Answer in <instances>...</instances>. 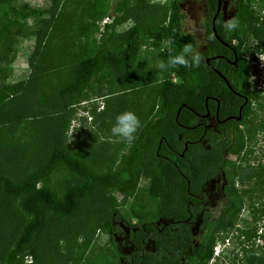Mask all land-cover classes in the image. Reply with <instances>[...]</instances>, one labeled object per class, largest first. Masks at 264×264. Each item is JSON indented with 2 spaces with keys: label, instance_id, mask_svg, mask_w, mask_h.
Segmentation results:
<instances>
[{
  "label": "trees",
  "instance_id": "1",
  "mask_svg": "<svg viewBox=\"0 0 264 264\" xmlns=\"http://www.w3.org/2000/svg\"><path fill=\"white\" fill-rule=\"evenodd\" d=\"M50 1L49 18L34 32L39 50L29 61L27 80L0 83V264H28L29 257L33 258L29 263L36 264L40 254L47 260L60 255L73 264L75 252L82 264H209L212 258L213 264H264V163H248L256 134H264V119L252 109L256 105L264 113V90L256 89L254 66L264 54V0H220V7L225 1L232 5L231 18L239 20V28L232 32L222 26L218 0H204L208 18L202 23L207 44L199 51L202 63L191 69L158 68L149 83H141L146 87L138 101L144 104L146 117L138 139L118 169L103 172L92 164L98 158L86 162L62 147L72 120L68 118L76 111L75 96L83 97L105 69L119 70L122 78L121 70L130 68L142 41L164 44L160 56L165 62L170 40L176 52L188 43L197 48L196 41L183 29L182 0H169L164 25L155 20L156 7L150 9L154 18L144 22L141 14H131L136 7H127L129 0L117 1L113 8L110 0H76L70 14H79L80 26L75 19L55 16L58 6L63 11L67 7L65 0ZM258 4L259 10L254 7ZM112 12H125L123 21L131 19L133 25L109 45L106 37L113 24L104 22L99 32V23ZM17 15L10 0H0V52L10 50ZM59 22L70 32L61 40L69 35L75 42L61 53L60 62L70 65L55 106L65 119L43 124L44 144L37 145L38 129L33 125L38 124L28 118L37 110L34 107L46 106L49 99L39 97V82L49 57L56 54L52 43L56 34L61 36ZM234 57L236 65L231 66L228 60ZM207 111L214 127L208 126L209 118L201 117ZM233 152L237 155L231 160L228 153ZM149 170L152 176H145L147 185L140 188ZM59 172L63 174L56 179ZM215 180L221 181L225 194L218 212L208 208L207 191ZM115 218L123 228L114 225ZM64 219L73 223L60 226ZM97 230L108 236L109 243L93 249ZM118 231L125 236L122 243L117 241ZM44 232L46 237H40ZM217 240H228V246L214 256ZM86 252L90 255L85 258Z\"/></svg>",
  "mask_w": 264,
  "mask_h": 264
},
{
  "label": "rangeland",
  "instance_id": "2",
  "mask_svg": "<svg viewBox=\"0 0 264 264\" xmlns=\"http://www.w3.org/2000/svg\"><path fill=\"white\" fill-rule=\"evenodd\" d=\"M67 2V7L65 10H61L60 6L56 10H54L55 16L59 19H68L70 17L71 21L75 19V22L80 26V22L78 21V16H76V12H72L70 14V8L73 5L72 2L76 0H65ZM112 3V8L116 4L117 1L122 0H110ZM130 3L127 4V7H136V9L131 13L134 15H139L140 20L144 22H149L147 19L155 16V14L150 10L153 7L158 9L154 10L155 12L158 10V15L155 20H159L166 24L169 15V0H129ZM139 1V2H138ZM10 2L14 5L15 11L17 12V18L14 21V24L11 28L10 35V50L0 52V83L5 84H15L18 82H24L27 80L31 68L30 63L32 58L35 57L38 50L35 48L36 46V36L34 32L40 28L41 21L49 18V11H52L50 0H10ZM142 4H141V3ZM136 3L140 4L141 8L138 9ZM229 2L226 1L225 6H229ZM75 5L76 2L74 3ZM149 6H151L149 8ZM260 5H254L255 8H258ZM262 8L260 7V10ZM61 10V11H60ZM78 10V8H77ZM180 10L184 15L183 21V29L186 33L191 34L196 41V46L199 51H203L205 49V30L202 26V23L207 20L208 13L207 8L205 6L204 0H182L180 4ZM259 10V8H258ZM53 13V12H52ZM113 13V12H112ZM166 15V19L164 16ZM128 16L124 13H113V15L109 16L108 19L99 23V32L102 30V25L104 22L108 24H113V28H111L110 32L107 34V43L110 45L111 40L116 39L118 34H122L133 25V20L129 19L123 21L124 18ZM122 20V21H121ZM81 21V20H80ZM87 21L86 17L85 20ZM58 23V28L61 33L59 37L56 34L57 40H54L52 43L53 50L52 52H56L55 60L54 53L50 56V64H46L43 71H41V81L39 85L42 86L39 88L38 93L39 97L44 99L49 98L44 101V104L47 106H37L34 107L37 110L32 111L31 117L28 119L30 121H37L36 125L34 124V130H37V145H43V138L45 134V130H43V124H47L51 122L55 124V121H59L65 119V116H60L62 110L56 109L55 104H59V101L56 100V93L58 91L59 86H61L65 81L64 73L68 72L67 67H69L70 61H66L61 63V58L63 57L61 53H64L65 48H69L72 39H69V35L65 37V39L61 40L64 36L63 33L68 32L66 29L64 30L63 25ZM71 23V22H70ZM64 24V22H63ZM161 24V25H162ZM77 25V26H78ZM68 28L71 26L67 25ZM76 29V26L74 25ZM100 36H97L99 39ZM153 41H142V43L137 48V52L135 53L134 60L130 63V68L124 67L122 71V78L118 75L119 70L109 71L103 70L100 75H98V81H94L91 87L83 92V97L75 96L73 103L76 104V111L73 114L70 120V125L65 132V138L61 141L62 147L72 156L80 157L81 159L86 160V162H93L94 158H98L97 164L92 163L94 166L98 168L99 172L107 171V169L115 170L118 169V166L122 163L124 156L127 155L129 151V146L125 143H118L114 138L111 137V127L115 123V118L117 115L124 111H133L135 112L143 125L146 117L144 104L138 101V96L143 94V89L146 87L141 83L147 82L152 79L153 76L158 72V64L163 61L161 58V54L164 51V44L154 45ZM67 44V46H66ZM64 45V46H63ZM33 60V59H32ZM125 74H129L128 78H123ZM131 74L133 76H131ZM64 77H61V76ZM128 76V75H127ZM157 78H160L157 76ZM173 78V76H172ZM175 79V78H174ZM43 83V84H42ZM131 85V87H128ZM50 96V97H49ZM137 98V101H136ZM70 99V98H69ZM78 103H81L80 106ZM66 103H63V108H65ZM60 106V108L62 107ZM50 107V108H48ZM254 111L258 112L260 118L264 119V113L260 112L256 105L252 106ZM93 112V113H92ZM68 124V120L66 121ZM19 128L23 129V133L27 132L26 128L21 124ZM28 135V134H26ZM25 136L24 139L27 140L29 137ZM256 145L254 146V152L252 159L248 162L251 165L257 166L258 164L264 163V134L258 133L256 134ZM49 145L55 146V142H49ZM236 153H228V157L231 160L236 158ZM122 165V164H121ZM152 171V170H151ZM150 170L146 171L145 175H143L140 181V188L145 187L147 185V179L152 176V172ZM62 172H59L54 177L60 178L62 176ZM147 177L144 178V177ZM75 180V179H74ZM77 183V182H76ZM63 188H65V184H61ZM222 190V183L220 180H215L210 184L208 188V208L212 211L218 212L221 203L225 198V194ZM116 199L120 200L121 196L116 195ZM126 206H122V209H125ZM92 212V211H91ZM247 211L244 210L242 213V217L246 216ZM114 225L118 228H123L122 222L120 219H114ZM53 221L50 222L49 228L52 227ZM57 223V222H56ZM68 223H73L72 221H68V219H64L60 221L59 225H68ZM45 233V232H44ZM41 234L40 237H46L45 234ZM230 234V233H229ZM117 241L118 243H122L121 239L125 236L117 233ZM108 236L104 234L101 230H97L94 233V240L92 243V248L97 249L100 246H106L109 243ZM83 241V237L80 236L79 243ZM57 247V246H56ZM57 250L54 248L53 251ZM78 250V249H76ZM96 254H99L96 251ZM78 252H75V261L77 263L73 264H82L79 260ZM90 253L86 252L85 258L89 256ZM82 258V257H81ZM68 260H70L68 258ZM27 263L30 264L33 261L32 257L27 259ZM30 262V263H29ZM71 261H68L69 264ZM36 264H66L60 255H55L54 258L51 257L50 260L40 254L37 258ZM85 264V263H84ZM229 264V263H228ZM240 264H245L242 262Z\"/></svg>",
  "mask_w": 264,
  "mask_h": 264
},
{
  "label": "clouds",
  "instance_id": "3",
  "mask_svg": "<svg viewBox=\"0 0 264 264\" xmlns=\"http://www.w3.org/2000/svg\"><path fill=\"white\" fill-rule=\"evenodd\" d=\"M222 26L227 32L235 31L239 28L240 23L236 18H230L222 22ZM213 39L214 37H209ZM174 41L170 40L167 48L168 58L167 61H161L158 64V68L161 71L175 69L177 67L191 69L198 68L203 61V56L199 50L194 47L191 43L185 44L183 48L176 52L173 47ZM260 61L254 63V66L257 69L258 80V65ZM142 129V123L139 116L133 111H124L116 116L115 123L111 127V137L115 139L118 143H125L129 147L132 146L138 139V133ZM63 244V241H61Z\"/></svg>",
  "mask_w": 264,
  "mask_h": 264
},
{
  "label": "built area",
  "instance_id": "4",
  "mask_svg": "<svg viewBox=\"0 0 264 264\" xmlns=\"http://www.w3.org/2000/svg\"><path fill=\"white\" fill-rule=\"evenodd\" d=\"M260 61L258 65V82L256 89L259 91L264 90V54L259 57L258 59ZM222 240H217L216 245L214 246V256H218L222 250V248H226L228 246V240H225L223 243L221 242ZM214 259L212 258L209 262V264H213Z\"/></svg>",
  "mask_w": 264,
  "mask_h": 264
},
{
  "label": "flooded vegetation",
  "instance_id": "5",
  "mask_svg": "<svg viewBox=\"0 0 264 264\" xmlns=\"http://www.w3.org/2000/svg\"><path fill=\"white\" fill-rule=\"evenodd\" d=\"M225 3H226V1H225ZM225 3H223V6H221L220 7V10H219V12L221 11V14H222V18L226 21V20H228V19H230L232 16H233V14H234V9H233V7H232V5L231 4H229V6L227 7V6H225ZM204 40H205V35H204ZM207 48V44H206V41H205V49ZM204 49V50H205ZM203 50V51H204ZM235 58V60L234 61H229L228 60V62L231 64V66H235L236 65V57H234ZM239 97H243L242 95H239ZM245 98V97H244ZM206 101H207V99H206ZM246 102H247V100L246 99H244V103H243V105L244 104H246ZM205 105H206V102H205ZM241 108H242V106L240 107V109H239V112H240V115H241ZM208 113V114H207ZM207 113L204 115V116H201V117H204V118H206V119H208V123H209V125L208 126H210V127H214V120L212 119V118H210V114H209V112L207 111ZM205 128H206V126H205ZM216 212V211H215Z\"/></svg>",
  "mask_w": 264,
  "mask_h": 264
},
{
  "label": "water",
  "instance_id": "6",
  "mask_svg": "<svg viewBox=\"0 0 264 264\" xmlns=\"http://www.w3.org/2000/svg\"><path fill=\"white\" fill-rule=\"evenodd\" d=\"M220 4H221V1L220 0H218V7H217V13L219 12V10H220ZM213 24H214V18H213V22H212V28H213ZM213 31H214V29H213ZM208 62V61H207ZM208 114V113H207ZM238 120L240 119V112H239V117L237 118Z\"/></svg>",
  "mask_w": 264,
  "mask_h": 264
}]
</instances>
